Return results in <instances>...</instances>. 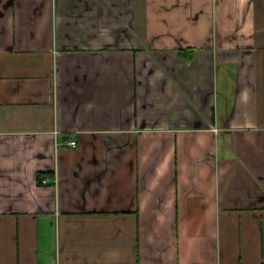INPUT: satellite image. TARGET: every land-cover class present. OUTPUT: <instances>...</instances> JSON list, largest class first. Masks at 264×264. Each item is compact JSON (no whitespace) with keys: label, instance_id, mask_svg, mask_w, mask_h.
Here are the masks:
<instances>
[{"label":"crops","instance_id":"1","mask_svg":"<svg viewBox=\"0 0 264 264\" xmlns=\"http://www.w3.org/2000/svg\"><path fill=\"white\" fill-rule=\"evenodd\" d=\"M0 264H264V0H0Z\"/></svg>","mask_w":264,"mask_h":264},{"label":"built area","instance_id":"2","mask_svg":"<svg viewBox=\"0 0 264 264\" xmlns=\"http://www.w3.org/2000/svg\"><path fill=\"white\" fill-rule=\"evenodd\" d=\"M68 145H70L72 147H76L77 146V141L76 140L69 141ZM49 183H50V181L47 178L42 179V184L48 185Z\"/></svg>","mask_w":264,"mask_h":264},{"label":"trees","instance_id":"3","mask_svg":"<svg viewBox=\"0 0 264 264\" xmlns=\"http://www.w3.org/2000/svg\"><path fill=\"white\" fill-rule=\"evenodd\" d=\"M43 176H44V175H43L42 173H40V174L38 175V177H39V181H40V182H41Z\"/></svg>","mask_w":264,"mask_h":264}]
</instances>
